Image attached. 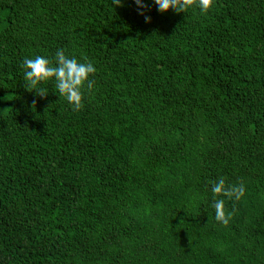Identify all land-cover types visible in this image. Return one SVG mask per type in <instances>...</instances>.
Listing matches in <instances>:
<instances>
[{"label": "trees", "instance_id": "16d2710c", "mask_svg": "<svg viewBox=\"0 0 264 264\" xmlns=\"http://www.w3.org/2000/svg\"><path fill=\"white\" fill-rule=\"evenodd\" d=\"M144 4L0 0V264H264V0ZM58 50L97 68L79 110L25 84Z\"/></svg>", "mask_w": 264, "mask_h": 264}, {"label": "clouds", "instance_id": "9594fccd", "mask_svg": "<svg viewBox=\"0 0 264 264\" xmlns=\"http://www.w3.org/2000/svg\"><path fill=\"white\" fill-rule=\"evenodd\" d=\"M139 9L146 8L144 0H135ZM120 0H118V4ZM158 6V11L164 13L169 9L176 13L187 12L194 6L201 13H207L213 6L214 0H154ZM143 15L144 12L141 11ZM146 21H150L151 17L146 16ZM23 69L24 81L27 89L34 90L39 96H46V89L38 87L42 83L54 81L59 96L63 97L73 108L79 110L83 107L85 89L91 91L93 81L90 76L96 73L97 68L90 61L79 62L74 57H69L63 50H58L55 54V62L37 55L33 58H25L21 65ZM212 202L211 206L215 210V219L217 222L227 226L231 219V213L225 211V200L221 196L228 199H241L245 194V186L241 182L226 186L224 179L212 182L211 189Z\"/></svg>", "mask_w": 264, "mask_h": 264}]
</instances>
